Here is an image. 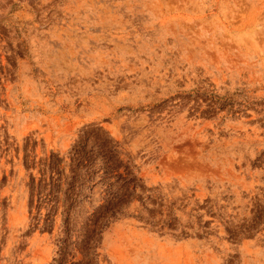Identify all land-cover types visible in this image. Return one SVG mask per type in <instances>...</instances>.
<instances>
[{"label": "rangeland", "instance_id": "obj_1", "mask_svg": "<svg viewBox=\"0 0 264 264\" xmlns=\"http://www.w3.org/2000/svg\"><path fill=\"white\" fill-rule=\"evenodd\" d=\"M0 264H264V0H0Z\"/></svg>", "mask_w": 264, "mask_h": 264}]
</instances>
